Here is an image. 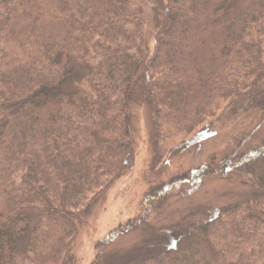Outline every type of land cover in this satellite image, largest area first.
I'll return each mask as SVG.
<instances>
[{"label": "trees", "instance_id": "obj_1", "mask_svg": "<svg viewBox=\"0 0 264 264\" xmlns=\"http://www.w3.org/2000/svg\"><path fill=\"white\" fill-rule=\"evenodd\" d=\"M138 107L153 179L92 264H264V138L168 181L155 168L215 124L264 117V0H0V264L77 263L80 226L135 168ZM231 176L248 197L151 224L174 189ZM126 235L143 244L119 259Z\"/></svg>", "mask_w": 264, "mask_h": 264}, {"label": "rangeland", "instance_id": "obj_2", "mask_svg": "<svg viewBox=\"0 0 264 264\" xmlns=\"http://www.w3.org/2000/svg\"><path fill=\"white\" fill-rule=\"evenodd\" d=\"M148 20L151 22V13ZM151 51L155 43V31L150 23L145 28ZM137 122L133 133L136 142L135 168L110 189L106 200L95 205L91 215L79 228L74 249L76 264H92L96 256L95 245L111 231L123 228L125 224L139 213L140 201L149 188L148 180L153 179L148 173L152 167L154 148L152 144L153 129L148 120V113L138 107ZM264 138V117L258 113L243 115L230 121L215 124L205 131L201 142L184 149L168 163L163 157L155 168L168 169L166 174L158 176L159 181H168L174 174L190 172L201 165L211 163L228 153L238 145L258 143ZM240 178L212 177L195 184H184L169 194L165 203L155 208L151 224L156 228L173 226L179 222L203 223L211 210L235 203L248 197L252 190ZM143 239L132 235L123 236L110 249V253L127 257L134 248L142 245Z\"/></svg>", "mask_w": 264, "mask_h": 264}]
</instances>
